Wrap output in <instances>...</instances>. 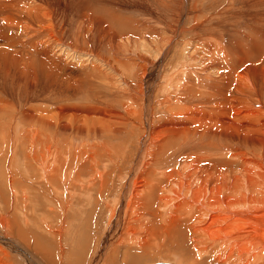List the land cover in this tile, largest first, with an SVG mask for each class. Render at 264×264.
I'll return each instance as SVG.
<instances>
[{"label":"bare ground","instance_id":"6f19581e","mask_svg":"<svg viewBox=\"0 0 264 264\" xmlns=\"http://www.w3.org/2000/svg\"><path fill=\"white\" fill-rule=\"evenodd\" d=\"M191 2L179 0L178 8L182 10L173 14L176 21L186 17L184 9ZM40 4L36 0H0V15L7 17L3 16L0 23V40L4 41L0 43V70L4 63L12 65L27 83L36 82L39 73L46 69L48 80L64 87V99L59 100V96L55 97L56 102L50 101V104L47 99L44 102L56 105L61 112L69 111L72 129L94 138L72 141L66 148V141H57L50 134L55 133L57 122L47 115L48 111L20 107L10 93L6 96L9 91L4 95L0 92V162L6 160L4 168L0 167L5 178V181L2 179L5 184L2 181L0 185V207L12 209V213L6 211L11 213L8 217L0 215V249L4 245L19 252L27 264H65L61 259L57 261L52 250L50 253L45 251L49 249L42 250L40 242L34 240L33 245L35 236L28 231L44 228L41 231L45 234L41 237L48 242L50 235L55 240L52 234L63 232L62 224L71 214V207L78 206L75 214L84 219L92 202L97 205V196L101 198L110 193L112 177L123 170L126 172V168L119 166L133 154L132 161L126 162H130V169L124 173L125 182L111 205L114 211L119 207L122 215L112 219L98 250L100 257L113 252L122 258L128 244L145 253L155 246L160 249L165 235L174 228L178 231L191 228L196 241L203 233L195 223L205 221L203 229L211 238L193 246L199 248L197 254L216 259L206 264H264V245L259 241L264 243V95L248 92L254 83H264V28L259 32L258 26L259 31H251L238 41L232 55L225 53L222 31H203L204 36L196 37L189 60L184 58L170 71L161 73L159 67L173 50L176 37L187 30L184 25H172L174 32L171 33L150 28L148 36L153 44L149 53L144 51L148 47L142 41V34L119 36L114 29L102 30L97 26V42L107 41L114 50L120 47L124 52L134 53V56H121L115 52L114 58H105L99 52L87 50L95 43L91 42L88 32L80 35L72 27L71 40H67L62 27L57 29L59 23L55 22L57 19L49 6ZM90 13L84 12L85 17H81L82 30L84 22L92 29L94 14ZM205 13H193L196 24L190 29H196L198 35H201L198 29L207 28L206 24L211 21L208 15L203 17ZM96 38L91 37L93 41ZM57 45H66L73 54L88 55L90 63L69 60V54L55 50ZM102 62L107 63V69ZM6 73H9L8 67ZM121 73L127 92L118 83L117 75ZM177 74L179 77L174 78ZM106 90L115 97V103L104 100ZM84 91L88 93L77 99ZM246 92L250 95L243 96ZM157 104L165 110L159 111L163 113L159 115L162 120L153 124L150 118L155 116ZM17 116L28 119L31 127L20 129L15 138L16 127L8 134L11 131L3 120L10 121L9 118ZM113 137H120L122 141H112ZM5 141L12 144L10 155L3 151ZM92 191L96 192L94 201ZM77 197L82 203L71 202ZM39 209L46 213L40 222L36 217ZM127 214L129 223L138 228L131 231L134 227L127 224L125 229L130 231L124 234ZM48 215L52 218L48 219ZM10 218L21 224L23 231L15 227L16 234L8 232L11 235L8 237ZM93 218L94 215L90 222L94 223ZM54 221L59 223L55 230ZM146 221L149 223L144 225ZM28 225L30 229L24 231ZM156 225L164 229H160L162 233L155 230ZM143 228L149 231L147 237H150L142 240L145 243L141 245L138 233ZM225 250H229L227 254ZM253 250L255 255L251 253ZM1 257L2 253L0 264H12L7 257L6 261Z\"/></svg>","mask_w":264,"mask_h":264},{"label":"rangeland","instance_id":"374dc122","mask_svg":"<svg viewBox=\"0 0 264 264\" xmlns=\"http://www.w3.org/2000/svg\"><path fill=\"white\" fill-rule=\"evenodd\" d=\"M50 1L42 0V3H41V0L40 1L36 0L37 3L39 4L41 3L40 5L43 4L42 6L44 7L49 6V8L51 9L50 11H52L53 12L52 14H54V16L56 17L54 19L58 20V21L57 20L55 21L53 19L57 24L59 23L57 25V29H60L62 27L61 31H62L63 36L67 40H71L72 35L70 34L74 32L73 31L74 29L75 31L77 30L80 31L79 32L80 35H84L86 32H88L87 34L91 42H95L96 44L92 43L94 46H92L91 44L87 50L89 51L94 50L96 52H99L105 58H114L115 52H118L121 56H134V53L124 52L122 51L120 47L115 48L114 50L107 43V41H103L101 43L97 42L98 38L95 37V36H98V30L96 28L97 26L99 27L101 26L100 28L102 30L103 28H106V27L114 29L119 34V36H125V35L134 36V35H137V33L142 34L143 35L142 41L148 47L144 51L149 53L150 50H152V44H153V43H150L149 38L151 37L148 36L149 34L148 30L150 28L154 27L155 30L157 29L160 32L164 31V32L171 33V32H174V29L172 31L170 28L172 25L175 27H180L184 25L187 30L183 31L180 37L179 36L176 37L177 39L175 40V43L173 44V46L174 45L175 46L173 50L170 52V54L168 55L169 57L165 61V63L167 62V64L164 63L162 67H159V70L161 73H164L165 71H168V70L170 71V69L173 67V65L176 64V62L180 63L181 60H186V59L189 60L188 55H190L189 52L194 47V44L196 42L195 41L196 37L202 36V35L204 36L205 34H203L204 33L203 31H208V32L210 31L212 33L222 31L223 33H221V35L224 38L225 47L228 49V50L226 49L225 53L227 54L230 53L232 55L234 47L239 43L238 41L245 38L246 35H248L251 31L254 33L255 30H258L256 27L258 26L261 27V28L258 27L259 30H261V31L258 30L259 32H262L264 28V0H200L199 4H195L197 0H192L191 4H189L184 9L186 12V17L178 18L177 21L176 19H174L175 15L173 14L176 12L178 13L182 10V7L178 8L179 0H57V1L50 0ZM47 3L48 5H46ZM87 6H89L90 9ZM99 8L101 9L100 11H99ZM85 9L90 10V11L86 12L87 10ZM202 11L207 13V14L205 13L206 15L204 14L203 17H207L208 15V17L211 18V21H209V23L206 24L207 28L203 27L204 28L203 29L201 26L200 29H198V31L201 30V35H198L196 29H190V27L193 24H196L194 21L195 17L193 13H202ZM84 12L86 13L85 15H88V14L91 15L90 12H92V15L94 14L93 15L94 20L92 21L91 30L90 28H88L85 22H84L85 24L83 23V30L81 29L82 27L81 28L79 27V26H82L81 17L82 19L83 17H85L83 16ZM211 12L212 14H210ZM98 14H99V17H98ZM3 16L7 19L6 15H3ZM3 16L0 15V23H1V20L3 19ZM102 23L104 26L102 25ZM72 27H74V29ZM226 30L228 34L227 32H224ZM234 32H235V35H234ZM244 34L245 36H243ZM258 35L260 34L258 33ZM44 37H47V35H44ZM91 37L96 38L94 39L95 41H93ZM203 38L204 37H202V39ZM120 41H122V37L120 38ZM0 43H4V41L0 40ZM248 44L251 47H253L251 43H248ZM249 45L246 46V49H248ZM65 46L57 45L55 50L61 54H65V53L69 54V60L70 59L75 60V61L83 60L85 63H90V61H88V58H89L88 55H81L79 52H74L75 54H73L71 51H68ZM74 48L79 49L76 46H74ZM134 51L138 52V49L134 48ZM229 51H232V52H229ZM197 61H201V59L198 58ZM111 62L114 63L113 61ZM102 63H103L102 66L105 69H107L108 68L107 63L106 62H102ZM6 67H8L9 69L8 74L6 73ZM74 70L78 71L77 68ZM39 75L40 77L38 78L36 82L25 83L24 78L21 76V74L18 72L17 69H15L12 65L7 66L6 63H4L3 68L0 70V92L1 94L4 95L7 91H9L6 93V96H8V93H10L11 95L9 96L12 97L14 99L12 100L17 102L20 107H23V108L25 106L36 107L38 109L45 110V112L48 111L47 115L53 116L54 121L57 122L55 133L51 132L50 134H52V137L55 138L57 141L59 140L66 141L64 143V147L67 146L66 148H69L72 141L80 142L83 139H87V140L93 139L94 135L88 136L84 134H79L76 132L75 129H72L73 126H72V121L69 118V115H70L69 111L61 112V110H59L60 108L57 109L56 105L50 106L49 104H47L48 102L50 104L51 102L52 103L56 102L57 99H55V97L59 98L60 96L61 98L59 100H62L63 93H64L63 92L64 87L60 83L54 80H48L49 77L47 75L46 69L43 72H40ZM117 77L119 78L118 83H120L123 86V89L125 90V92H127V85L123 83V81H121V77H123V73L118 74ZM178 77H179V74H177V76L176 75L174 76V78H178ZM131 79L133 80L132 77ZM105 92L106 94H104V100L107 102L115 103V97L112 95V93L107 94V90ZM248 92L249 93L258 92L263 97L264 83L262 82L254 83L252 88L249 89ZM248 92H246L243 96L250 95ZM84 93H88V92L87 91L82 92L81 94L77 96V99L81 98ZM123 97L124 96H122L121 98ZM46 99L48 100L47 103L44 102V100ZM70 99L74 101L76 100V98H70ZM157 105H158L156 106L157 110L155 111L156 112L158 111V112L156 113L154 111L155 116L153 117V119L152 117L150 118L153 124L158 123L159 122L158 120H162V118L159 115L163 113L159 111L165 110V108H163V110L162 108L159 109V104ZM21 113H17V114L21 115V117L24 118L25 116H23V114ZM157 116L160 117V119L156 118ZM17 117L19 119L16 117L9 118L11 122L8 121V118L6 120L5 119L3 120V121H6V123H8L7 124L8 130L11 131L8 134H12V128L16 127L15 136L13 135L15 138H17V136L19 135L20 129L23 131L31 127V123L29 122L28 119H22L20 116H17ZM154 120L156 122H154ZM95 137L98 140L103 139V137L101 136H95ZM112 141L121 142L122 138L113 137ZM11 142H13V140H11ZM9 143L10 141H5L2 145L3 151L4 152L6 151L8 154L12 146V144L10 145ZM16 143L18 144V140H16ZM127 148H130V147H127ZM11 153H12V150L10 151V154ZM129 156L130 157L127 159L126 162L132 161L133 154H130ZM5 161L6 160H4L3 162H0L2 163L0 164L1 165L0 167L2 169L4 168L3 164L5 165L6 163ZM126 162L123 161V163L125 164H122L119 166L122 169L126 168V172H124L123 170V172L121 171L120 174H115L112 177L110 193L107 192L108 194L106 193L101 198H99V195H98L97 205H94V203L92 202L91 206L92 205L93 206L91 209H89L86 216L83 215L84 219H80L78 215L75 214L78 212L76 211L79 208L78 206H76L77 208L75 206H74L75 208L71 207L72 215L71 214L67 215L65 223L62 224L63 232L62 233L59 232V234L55 232L54 234H52L54 235L55 240H52L53 237H51L50 235L51 241H48L50 242L48 243L47 239H43L41 237L42 234H45L44 233L45 231H43V233L41 231V229H44V228H39L38 230H36L37 232H35V231H30L29 229L31 226L28 225L29 227L27 226L24 229V231L29 230L28 231L29 233L33 234L35 237L37 236V238L33 237L32 244L34 245V240H36L37 242H40L38 244L41 246L42 250L49 249V250H45V251H48L49 253L52 250L51 253L55 255L57 261L60 262V259H61V261L65 262V264H66V261L68 262L71 261L68 264H94L95 261H99L100 263L103 262V264H155L160 261L173 262L175 264H206L208 260L209 262L216 260L215 258L214 260H210V258L206 254H204L203 256H201L200 254H197L199 248L193 246L194 244H201L203 242H207L208 239L211 238L210 235L207 234V231L203 229L206 225L205 221L195 223V226L200 227L201 232L203 233V237L198 238V240L196 241L193 238V232L191 228H189L186 231H178L176 228H174V230H172L170 233L165 235V238L162 244L163 246L161 245L162 248L160 247V249L155 246L154 248H156V250H154L153 248L152 251L150 250L148 251V253H145L143 250L136 249L131 244H128L122 258L121 256H119V254L113 253V252H109L110 254L107 253L103 257L99 256L98 250L102 247L103 239L109 232V229L112 225V219L115 220L119 216L122 215V214L121 215L119 214V207L117 208L116 211H114L111 205H112V202L117 197V195L119 194V191H120L119 187H121V184L125 182L126 174L124 173H128V170L130 169V162L129 163H126ZM2 175L3 173L0 172V179H1L0 185H1V182L3 181L2 179H4L5 181L4 175L3 176ZM4 181L2 182V185ZM21 182L28 183L29 181L26 182V180H22ZM92 193L93 194L91 195L94 198L93 199L94 201L96 200V192L92 191ZM76 200L73 199L71 200V202L77 203L78 197L76 198ZM78 203H82V202H78ZM3 208L0 207V215L8 217L12 213L11 212L12 209L6 210L4 208L5 209L4 210ZM6 211H8V213L9 212L11 213L8 214ZM37 213H36V217L37 218L39 217V218L38 219L36 218V219L40 222V219H42V217H44L46 213H44L41 209H39ZM123 214H125V212ZM93 215H94V218L92 219V221H94V223L90 222V218H92ZM51 218L52 217L50 216L48 217V219H51ZM74 218H77V220L73 221ZM87 218H89L88 221L85 220ZM10 220H11L9 221L10 225H8V228L6 229L8 237H11L9 233H12L14 229H16L15 227H19L22 230L21 224L17 225L14 221H12L13 219L10 218ZM78 220H84V221L78 222ZM75 222L76 224H74ZM124 223H125L124 230L122 231L124 234H127V232H129L130 230L135 231L138 228L136 226H133L131 223H129L128 214L124 215ZM148 223L149 221H146L144 222V225H147ZM58 224L59 223H57V221H54L52 223V225H54L53 226L54 230L55 228H57ZM127 224H129L130 226L134 228L130 230L125 229V227H127ZM32 226H36V225H32ZM9 228H10V231L8 230ZM154 228L156 231H160V229H163L157 225L154 226ZM148 232L149 231L146 228H143L138 233L139 239L141 240L140 244L143 242L142 240H144L145 238L147 240L150 237V235L147 237ZM159 233H162V231H160ZM80 235H82V237ZM159 237H162V235L159 234ZM57 240H59V242ZM259 241L261 244L264 245V243L261 240ZM143 243H145V241ZM57 244L58 245L60 244L61 247L58 246ZM210 247L213 248L214 245ZM30 250L32 252H35V250L31 247H30ZM228 251L229 250H225L224 251L225 254H227ZM0 253H2L4 258L1 257V259L4 261H6L5 258L7 257V260L11 262L12 264H27L22 259V255L19 252L13 251L10 248L5 247L4 245H3V248L0 249ZM251 253L255 255L256 251L253 250ZM71 255L73 256V258ZM215 255H218V253H216ZM37 257L42 262L41 257L39 255H37ZM44 264H47V263L44 262Z\"/></svg>","mask_w":264,"mask_h":264},{"label":"water","instance_id":"95a60500","mask_svg":"<svg viewBox=\"0 0 264 264\" xmlns=\"http://www.w3.org/2000/svg\"><path fill=\"white\" fill-rule=\"evenodd\" d=\"M156 264H172L171 262H157Z\"/></svg>","mask_w":264,"mask_h":264}]
</instances>
